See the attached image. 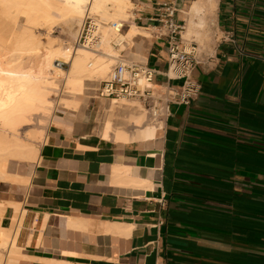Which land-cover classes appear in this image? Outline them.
Returning a JSON list of instances; mask_svg holds the SVG:
<instances>
[{
	"label": "crops",
	"instance_id": "obj_1",
	"mask_svg": "<svg viewBox=\"0 0 264 264\" xmlns=\"http://www.w3.org/2000/svg\"><path fill=\"white\" fill-rule=\"evenodd\" d=\"M162 1L133 0L125 27L147 32L122 55L153 66L157 85L180 86L164 75L167 39L150 36ZM176 1L185 35L197 0ZM201 14L208 38L191 34L211 40L194 71L201 93L172 104L156 136L100 135L94 103L62 106L38 159L21 166L31 180H0V200L26 210L18 264H264V0H216Z\"/></svg>",
	"mask_w": 264,
	"mask_h": 264
},
{
	"label": "bare ground",
	"instance_id": "obj_2",
	"mask_svg": "<svg viewBox=\"0 0 264 264\" xmlns=\"http://www.w3.org/2000/svg\"><path fill=\"white\" fill-rule=\"evenodd\" d=\"M131 1L0 0V179L22 184H27L31 180L29 174L24 175L20 172L21 166L38 159L40 146L33 142L34 131L28 130L30 133H27L26 138L22 135V132H25L22 129L31 122L33 114L42 111L45 113L47 109L56 108L52 95L62 91L61 83L63 82L66 87L67 96L65 95L61 101L59 99V103L65 108L81 109L84 102L90 98L87 92L95 89L89 84H93L91 82H95L96 78L108 75L113 65L109 59L110 56L115 57L112 42L126 45L128 36L132 37L140 31L147 32L133 21L130 29L122 32L121 26L130 20L128 3ZM205 8L213 12L216 0L194 2L192 11L199 16L197 21L193 19L195 16L191 18L187 36L196 32L199 38H207V34H203L207 30V17L204 14L200 15ZM90 10L101 13L100 18H105L103 14H106L105 19L108 15L117 20L101 24L99 19L95 18L94 35L101 38L97 46L62 43L56 35L54 36L53 32H56L54 28L60 25L62 31L64 30L70 37L72 35V39L77 37L75 26L81 20L82 22L85 20L86 16L83 15L86 11L85 15L88 13L93 15ZM120 55L122 53L118 56ZM57 61L70 66L68 69L61 67ZM102 105L100 102V108ZM115 109L121 110L117 112L118 115L122 112L128 117L126 121L119 119L122 126L116 127L113 134L117 140H148L156 136L161 128V124L148 121V114L138 101L126 98L111 100L108 110ZM129 125L136 126L134 133L127 128ZM110 126L109 122L102 124L100 135L110 132L112 130ZM130 182L146 184V181L139 183L136 178H132ZM9 204L15 206L16 211L11 223L6 224L5 212ZM25 211L19 202L0 200V264L19 263L22 254L17 245V237ZM101 227L104 226L101 225L99 229Z\"/></svg>",
	"mask_w": 264,
	"mask_h": 264
},
{
	"label": "built area",
	"instance_id": "obj_3",
	"mask_svg": "<svg viewBox=\"0 0 264 264\" xmlns=\"http://www.w3.org/2000/svg\"><path fill=\"white\" fill-rule=\"evenodd\" d=\"M158 10L159 25L152 33L158 38H166L168 42V69L164 75L168 80H182V84L157 85L158 72L153 66L144 61H129L120 55L96 90L99 98L107 100L126 98L140 102L148 114V120L161 124L162 128L171 114L172 104L190 105L200 95L202 82L195 78L194 71L202 62V51L196 41L184 37L186 23L176 17L178 12L176 0L162 1ZM95 18L90 13L86 15L75 46L94 47L100 43L101 38L94 35ZM123 28L124 25L121 26V30ZM233 37L230 32L223 36L228 40H234ZM57 63L61 67L66 65L62 61ZM98 109L100 110V106Z\"/></svg>",
	"mask_w": 264,
	"mask_h": 264
},
{
	"label": "rangeland",
	"instance_id": "obj_4",
	"mask_svg": "<svg viewBox=\"0 0 264 264\" xmlns=\"http://www.w3.org/2000/svg\"><path fill=\"white\" fill-rule=\"evenodd\" d=\"M129 4V6H128V11H129V16L131 17L132 16V8L134 7V4H133V0L131 1V2H129L128 3ZM86 7V6H85ZM90 11H92V10H90ZM87 13V11L84 13V15L83 16H86L85 14ZM92 13H93V15H94V17H97L98 19H99V22L101 23V24H106V23H112V22H114V21H117L114 17H109L108 15H107V19H105L106 18V14H103V15H105L104 17L105 18H103L102 16V18H100V15H101V13H99V12H95V11H92ZM131 13V14H130ZM95 14H96V16H95ZM92 15V14H91ZM207 19V18H206ZM207 22H208V20H207ZM83 23H84V20H83V22H82V20H81V22L78 24H76V26H75V28H76V30H77V37H73V39L71 38L72 37V35H71V37L69 36V34H67L64 30L62 31V29H61V26L60 25H58V26H56L55 28H54V30H56V32L54 31L53 32V34H54V36L56 35V37H57V39H59L60 40V42H62V43H68L69 42V44H74L75 45V42H76V40H77V38H78V36H79V34H80V31H81V29H82V26H83ZM81 26V27H80ZM207 27V30H208V26H206ZM206 30V32H208ZM59 31H60V33H59ZM128 30H127V27H125V25H124V28L122 29V32H127ZM79 32V33H78ZM150 36L152 35V30H150ZM203 33V34H207V33ZM57 33V34H56ZM196 33V32H195ZM58 35V36H57ZM199 36V35H198ZM184 37L186 38V39H189V40H191V35L190 36H187V32L185 33V35H184ZM206 37L208 38V35H206ZM75 38V39H74ZM199 38V37H198ZM62 40V41H61ZM70 40V41H69ZM197 42V41H196ZM199 45H200V49H207V48H210V45H211V40H198V42H197ZM112 44L114 45V51H113V55H115V57H112V56H110V58H109V56H108V58L110 59V61L112 62V66H111V69H112V67L116 64V62H117V60H118V55L120 54V53H122V54H126V50H124V51H122V49H123V47H124V45L123 44H121V45H115V42L113 41L112 42ZM131 45H129L128 46V48L130 47ZM118 49V50H117ZM121 50V51H120ZM69 64H67L66 63V65H65V67L68 69L69 68ZM110 69V70H111ZM110 70H109V72H110ZM109 72L107 73V74H109ZM108 75H106V76H103V77H99V78H96L97 80H95V82L97 83H95V82H91V83H93V84H89L90 85V87L92 86V87H95V89H91V90H89V92H87V94H88V96L90 97L87 101H85L84 102V106L82 105V107H86V106H88L87 104H95L96 105V109L100 106V102H102V106H101V108H100V112H99V117H98V124H97V132L100 134V129H101V127H102V124H104V123H106V122H109L110 123V127H111V131L110 132H107V133H113L114 134V131H115V128L116 127H118V126H122L121 124H119V119L121 120V121H123L124 119H125V121H126V118H128L127 117V114L125 113V115L124 114H122V112L120 113V115H118L119 113H117V112H120L121 110L120 109H115V110H113V111H109L108 109H109V104H110V102H111V100H107V99H104V98H99V97H97V88H98V86H99V84H100V82L103 80V79H105L106 77H107ZM61 88H62V91L61 92H58V93H54L53 95H52V97H53V103H54V106L56 107V108H50L51 110H46L45 111V113H42V112H44V111H42V112H40V113H36V114H33L32 116H31V119L32 120H30L31 122H29V124L28 125H25V126H23V129H22V131H25V132H22V135L24 136V137H26L27 138V133H30L31 131L33 132L34 131V133H35V136L32 138L33 139V142L36 144V145H38V146H40L41 147V145L44 143V139H45V135H46V129H47V127H48V125H49V123H50V120H51V118H52V115L54 114V112L57 110V109H62L63 107V105L61 104V103H59L61 100H62V98L63 97H65V95L67 96V93L65 94V90H66V87H65V85L63 84V82L61 83ZM97 87V88H96ZM65 88V89H64ZM90 91H91V93H90ZM59 94V95H58ZM87 94H85V95H87ZM60 99V101H58ZM120 100V99H119ZM132 101V100H131ZM54 109V110H53ZM54 111V112H53ZM47 112H50V113H47ZM52 112V113H51ZM121 116V117H120ZM119 117V118H118ZM118 118V119H117ZM149 122H151L150 120H148ZM31 124V125H30ZM33 126V127H32ZM124 126V125H123ZM32 127V129H30ZM36 127V128H35ZM40 128V129H39ZM127 128L129 129V131H131L132 133H134V129L136 128V126H133V125H129V126H127ZM35 129V130H34ZM26 130H27V132H26ZM28 130L30 131V132H28ZM38 132H37V131ZM41 130H42V132H41ZM41 144V145H40ZM36 160V159H35ZM35 160H33V161H31V162H34ZM30 161L29 162H26L25 164H29V163H31ZM0 180H5V179H0ZM11 181V180H10Z\"/></svg>",
	"mask_w": 264,
	"mask_h": 264
}]
</instances>
